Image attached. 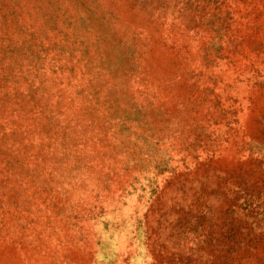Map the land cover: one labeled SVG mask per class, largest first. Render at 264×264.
Masks as SVG:
<instances>
[{"label": "rangeland", "instance_id": "1", "mask_svg": "<svg viewBox=\"0 0 264 264\" xmlns=\"http://www.w3.org/2000/svg\"><path fill=\"white\" fill-rule=\"evenodd\" d=\"M0 264H264V0H0Z\"/></svg>", "mask_w": 264, "mask_h": 264}]
</instances>
